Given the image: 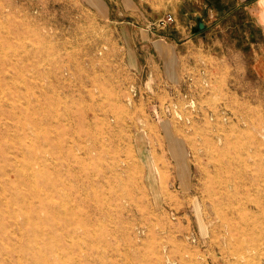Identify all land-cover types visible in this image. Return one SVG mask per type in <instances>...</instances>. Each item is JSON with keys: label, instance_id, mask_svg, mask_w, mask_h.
I'll use <instances>...</instances> for the list:
<instances>
[{"label": "rangeland", "instance_id": "obj_1", "mask_svg": "<svg viewBox=\"0 0 264 264\" xmlns=\"http://www.w3.org/2000/svg\"><path fill=\"white\" fill-rule=\"evenodd\" d=\"M126 1L0 0V264H264V39ZM180 24L213 57L169 77Z\"/></svg>", "mask_w": 264, "mask_h": 264}, {"label": "crops", "instance_id": "obj_2", "mask_svg": "<svg viewBox=\"0 0 264 264\" xmlns=\"http://www.w3.org/2000/svg\"><path fill=\"white\" fill-rule=\"evenodd\" d=\"M126 2V4H129L126 0H123ZM228 1V0H227ZM234 2V7L239 8L244 12V14L249 15L250 18L253 20L255 26L257 27L256 30L258 31L260 37L264 39V0H229ZM194 17L197 18L199 15L197 11L193 13ZM189 27L188 25L185 24H180L176 25L175 28L177 29L178 32L181 33V37H179L182 42L180 43L181 49L177 50L178 55H176V50L175 47L172 46V40L166 41V38H162L161 40L164 41V43L167 44L165 47L164 45L162 48H157V44L160 45L161 43H152V47L154 50V53L161 57L163 61L166 63V72L169 77H172L171 74L175 75V73H183L187 70L190 69L189 67V57L192 55L196 56L200 54L199 50L201 47L203 48V42L200 38L201 41L197 42L199 45L198 47L195 46L194 37H191L192 35L189 32ZM147 33V31H146ZM168 39L174 38L170 37L169 35L165 36ZM194 49V50H193ZM205 51L201 49V56H204L208 58L209 56L212 58L213 54L209 52L204 53ZM149 65L148 70L152 71L154 69L153 64H145Z\"/></svg>", "mask_w": 264, "mask_h": 264}, {"label": "built area", "instance_id": "obj_3", "mask_svg": "<svg viewBox=\"0 0 264 264\" xmlns=\"http://www.w3.org/2000/svg\"><path fill=\"white\" fill-rule=\"evenodd\" d=\"M174 22V16L172 13H166L162 17L158 18L152 23L151 28L166 27L168 24Z\"/></svg>", "mask_w": 264, "mask_h": 264}, {"label": "water", "instance_id": "obj_4", "mask_svg": "<svg viewBox=\"0 0 264 264\" xmlns=\"http://www.w3.org/2000/svg\"><path fill=\"white\" fill-rule=\"evenodd\" d=\"M204 26V23L202 21H199L198 24H197V28L198 29H202Z\"/></svg>", "mask_w": 264, "mask_h": 264}, {"label": "bare ground", "instance_id": "obj_5", "mask_svg": "<svg viewBox=\"0 0 264 264\" xmlns=\"http://www.w3.org/2000/svg\"><path fill=\"white\" fill-rule=\"evenodd\" d=\"M241 161V160H240ZM262 170V169H261ZM260 178V177H259ZM258 178V179H259ZM262 184V183H261ZM234 185V184H233ZM234 187V186H233ZM257 188V187H256ZM231 211V210H230ZM223 214V213H222ZM242 220V219H241ZM230 227V226H229ZM256 230H257V228H256ZM249 235V234H248ZM262 246V245H261ZM242 253V252H241ZM249 253V252H248ZM242 255V254H241ZM250 256V255H249Z\"/></svg>", "mask_w": 264, "mask_h": 264}]
</instances>
